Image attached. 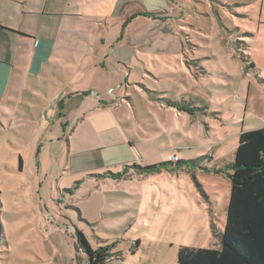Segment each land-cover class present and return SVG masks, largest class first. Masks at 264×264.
<instances>
[{"label": "rangeland", "instance_id": "374dc122", "mask_svg": "<svg viewBox=\"0 0 264 264\" xmlns=\"http://www.w3.org/2000/svg\"><path fill=\"white\" fill-rule=\"evenodd\" d=\"M166 6L131 23L104 6H83L105 17L95 24L96 39L142 41L130 68L111 71L108 81L96 76L94 86L131 99L127 116L122 106L114 113L117 126L134 142L139 166L150 168L77 172L71 151L100 149L99 135L87 146L72 140V150L61 134L24 136L20 154L0 148V264H88L76 230L93 248L112 244L126 258L135 249L137 264H177L181 246L219 248L230 182L228 170L212 171L214 159L232 162L240 130L264 124V0ZM163 98L186 102L185 147H175L173 127L181 122L160 107ZM168 153L185 162L183 169L163 166Z\"/></svg>", "mask_w": 264, "mask_h": 264}, {"label": "crops", "instance_id": "0c3cea01", "mask_svg": "<svg viewBox=\"0 0 264 264\" xmlns=\"http://www.w3.org/2000/svg\"><path fill=\"white\" fill-rule=\"evenodd\" d=\"M166 5L167 0H0V148L20 154V149L26 146L19 144V139L49 135L64 136L71 149L72 140L76 145L87 146L89 140L99 135L104 141L100 149L93 146L71 151L81 164L77 172L127 169L137 173L135 167L142 164L131 151L134 142L129 140L126 130L117 126L120 117L114 115L122 113L119 110L122 106L125 109L122 116H127L131 99L115 95L112 90L108 94L99 93L94 81L96 76L104 79L123 66L130 68L138 56L135 46L142 41L123 35L108 42L104 36L96 39L95 24L105 17L94 15L83 6H104L114 18L131 23L145 17L144 12L153 13ZM177 67L186 73L180 59ZM105 79L108 81V76ZM114 86L118 87L113 89L118 94L121 86ZM159 103L172 118L180 120L181 126L173 127L175 147H185L181 138L186 137V111ZM57 121L60 125L64 123V129L58 128ZM170 163L163 166L183 169V165L175 167ZM21 164L19 156V167ZM126 254L118 252L104 264H137L131 258L135 249L127 258Z\"/></svg>", "mask_w": 264, "mask_h": 264}, {"label": "trees", "instance_id": "16d2710c", "mask_svg": "<svg viewBox=\"0 0 264 264\" xmlns=\"http://www.w3.org/2000/svg\"><path fill=\"white\" fill-rule=\"evenodd\" d=\"M163 103L186 111L183 100L163 98ZM184 163L178 160L174 165L182 167ZM215 163L212 171L219 173L223 169L228 170L230 182L220 246H181L177 250V264H264V124L240 131L232 162L226 164L220 159ZM135 168L143 172L150 167ZM211 228L214 229V224H211ZM75 233L77 250L87 255L88 264H104L117 255L111 251L112 244L93 248L80 231L76 230Z\"/></svg>", "mask_w": 264, "mask_h": 264}, {"label": "built area", "instance_id": "2783aa9c", "mask_svg": "<svg viewBox=\"0 0 264 264\" xmlns=\"http://www.w3.org/2000/svg\"><path fill=\"white\" fill-rule=\"evenodd\" d=\"M167 160H168L169 162H173V163H175V162H177V161L179 160V158H178V156L175 155V154H169V155L167 156Z\"/></svg>", "mask_w": 264, "mask_h": 264}, {"label": "water", "instance_id": "95a60500", "mask_svg": "<svg viewBox=\"0 0 264 264\" xmlns=\"http://www.w3.org/2000/svg\"><path fill=\"white\" fill-rule=\"evenodd\" d=\"M87 256V255H86Z\"/></svg>", "mask_w": 264, "mask_h": 264}]
</instances>
